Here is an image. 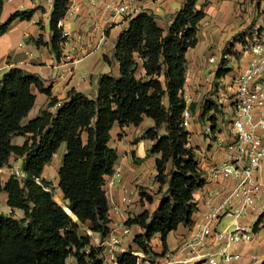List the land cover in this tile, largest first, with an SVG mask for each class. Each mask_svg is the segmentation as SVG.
I'll return each mask as SVG.
<instances>
[{"label": "trees", "instance_id": "1", "mask_svg": "<svg viewBox=\"0 0 264 264\" xmlns=\"http://www.w3.org/2000/svg\"><path fill=\"white\" fill-rule=\"evenodd\" d=\"M68 1L54 0L51 40H37L39 45H49L59 60L65 41L59 22ZM198 1L186 0L167 28L161 27L149 10L130 17L115 45L119 76H99L96 96L72 89L67 100L60 102L52 97L51 89L44 86L40 77L27 74L20 67L3 74L0 169L9 165L11 156L22 157L23 176L11 173L4 181L0 173V203L1 193L5 192L11 208L9 214L0 212V264H68L70 257L77 264H104L98 248L91 246L90 236L81 234L79 229L81 224L90 222L93 231L102 235L109 232L111 214L105 177L113 174L119 159V151L110 145L115 123L122 129L139 126L146 117L154 120L155 125L142 138L155 141L149 153L160 155L156 158V178L161 185L168 183V197L154 212L144 210L126 221L128 226L138 225L144 231L134 238L137 247L145 255H156L151 247L155 234H161L166 248L170 232L180 224H191L197 208L194 193L206 184L195 150L188 147L191 133L183 124L187 108L182 94L187 79V53L197 46L199 26L206 16L203 8L197 9ZM3 6L4 0H0V36L14 20H30L38 8L16 11L1 23ZM230 70L221 64L216 78ZM33 86L51 97L50 104L39 116L23 124L35 104ZM58 103L57 111L51 112L49 108ZM219 106L208 103L205 112L218 110ZM211 120L217 121L215 117ZM164 125L166 133L161 134ZM15 135L29 136L17 145L12 143ZM122 135L120 132L119 137ZM63 143L66 153L58 170V188L66 210L76 218L55 200L53 183L42 177L45 166ZM142 195L153 201L151 195ZM16 209L23 210L24 216L16 217ZM261 221L262 217L255 224V231ZM89 246L91 251L87 254L85 249ZM118 257V264H139L140 257L131 251Z\"/></svg>", "mask_w": 264, "mask_h": 264}, {"label": "crops", "instance_id": "2", "mask_svg": "<svg viewBox=\"0 0 264 264\" xmlns=\"http://www.w3.org/2000/svg\"><path fill=\"white\" fill-rule=\"evenodd\" d=\"M186 0H133L132 6L137 8L138 11L132 15L135 16L143 10L152 11L155 15H167L165 20L158 17L157 22L163 21L168 23V26L173 19L176 11H178L185 3ZM226 1V0H224ZM234 2L243 0H232ZM54 0H4L3 11L1 14V23H4L8 18L15 13L16 11L29 10L37 8L30 20H14L1 36H0V85L3 74L13 67H20L27 74H33L40 77L46 88L51 89L52 97H57L60 102H64L68 98V93L70 90L75 89L79 92L86 93L90 96H96L98 92V77L103 74L115 75L119 73V63L114 58L115 54V45L116 42L129 23L130 17L118 16L116 18V23L113 24L107 31V38L105 43L102 45L101 49L95 54L88 56L86 58L80 59L79 50L75 47L72 49L71 45L66 49V53L70 54V58L61 57L57 59L55 54L51 51L49 45H39L37 40L42 37L44 42H50L52 37V31L48 30L50 28V16L53 10ZM75 4H78V15L75 18H67L63 21V29L70 32H83L86 31L90 26V16L93 13L94 9L89 8L86 5H80V0H74ZM255 3V2H254ZM201 0L197 3V8H201ZM244 7L245 5H238L237 13H241L239 7ZM248 13L246 14V19L251 21L253 16H257L256 25L253 27L262 26L264 24V1H261L257 6V11L254 10V4L252 7L247 6ZM157 10V11H156ZM159 12V13H158ZM205 19V18H204ZM203 19V20H204ZM202 20V21H203ZM166 21V22H165ZM201 21V22H202ZM201 24V23H200ZM237 22L233 25L236 26ZM245 26V24L243 25ZM241 29L239 27L237 30ZM235 31H233L234 33ZM207 37L203 36L205 40ZM199 42L195 48L190 50H196L199 46L203 44L200 26L198 32ZM95 42V39H93ZM77 43L74 45L76 46ZM240 45L238 42L235 44V50H239ZM190 50L187 53H190ZM108 57V61L104 57ZM248 59V53L243 52V63L241 67H244ZM106 65L110 67V70L107 71ZM237 65V64H236ZM233 66L228 67L230 72L221 78H216L213 76L215 72L211 75L205 67L202 71L197 70L196 68H188L187 66V79L182 91V94L187 103V110L190 112L191 117L189 127L194 128V131L200 132L202 138H206V142L199 143L195 145L193 142L194 135H190L189 139V148H193L195 153L199 151L201 154L199 169L203 178L206 180L205 186L199 188L194 193L195 201L197 202V208L192 215V222L190 225L180 224L178 228L170 232L167 236V246L166 248L162 243L158 241L161 238V234H155V240H151L152 250L156 255H145L135 244L134 238L137 234L143 233L138 225H132L131 234L125 236L122 239V244L126 246L127 251H131L134 255L140 257L139 264H153L154 262H166L167 258L170 257L171 260L179 261L185 257V254L182 253L179 249L181 247V242L183 239L187 238L191 232V227L195 222L203 220V214L211 207L207 203V197L209 192L218 188V184L210 179V169L213 165L220 163L225 159V153L218 144L222 142H228L231 139L229 122L227 127L223 131L213 130L214 125L208 122V125H203L201 128L198 124L194 123L195 114L193 112L194 107H200V104L197 103L204 92H208L212 89V84L214 80L217 81L216 87L213 89L212 93L208 95L214 100L217 101V97L223 95L225 92V85L229 82L233 71L237 67ZM199 71V72H198ZM207 84V85H204ZM204 89H207L204 91ZM32 91L36 96L35 104L30 110L28 115L23 119V124H27L30 120L39 116L42 110L47 109L50 104L51 97L45 93L39 91L36 86L32 87ZM209 94V93H208ZM223 112L226 113L227 117L229 116V110L226 108L227 104L223 105ZM51 112L55 113L58 109V106H53L49 108ZM197 111V109H196ZM195 111V112H196ZM152 118L146 117L139 126L129 125L121 129L118 123H115L114 126H117L116 131L113 133L111 130V140L110 145L115 147L118 151L119 148L116 145H112L114 136L118 135L120 132H123V137L121 140L122 152H119V159L117 160L114 172L111 175L105 177L106 185L105 189L107 191L108 203L110 207V221L108 223L109 232L114 228L120 226V224L126 222L129 218L137 216L144 210H148L150 213L154 212L160 205L158 203V197L161 195L153 196L152 191H147L152 197L153 201L149 202L146 198L138 196V193H134L132 188L134 184H141L144 180H147L148 173L156 175V158L159 154H150L149 149L155 143L154 140L142 138V134L150 127L155 125ZM142 124L145 126H142ZM211 127L208 131V127ZM135 128L134 130L132 129ZM189 132L190 128H186ZM203 131V133L201 132ZM205 130V131H204ZM208 133V136H205ZM215 134V135H214ZM27 136H13L12 143L15 137L16 142L14 144L21 145L23 144ZM208 138V139H207ZM214 138V139H213ZM213 139V140H212ZM207 144V145H206ZM208 146V147H207ZM199 148V150L197 149ZM55 155V154H54ZM54 158V156H53ZM52 158V159H53ZM19 159L23 161L22 157L11 156L9 165L13 163H18ZM59 160V159H58ZM52 161V160H51ZM8 166V165H7ZM6 166V167H7ZM10 167V166H9ZM120 167L122 169L121 182H118L116 178V170ZM171 164H169L170 169ZM48 168V164L45 166L42 173L43 178H47V172L45 170ZM60 168V167H59ZM58 168V170H59ZM0 169L1 176L5 181L11 173H2ZM48 180V179H47ZM148 181V180H147ZM146 182V181H144ZM58 184V180L57 183ZM145 184V183H144ZM157 188H160V183L156 182ZM165 185H168L165 184ZM58 186V185H57ZM159 186V187H158ZM155 188V187H154ZM124 189H128L131 192L132 201H138L135 204V210L140 205L142 211L136 213L134 209L130 208V211L127 213L131 215L128 217L124 214L111 213L112 207L116 205H121L122 197L124 196ZM166 191V190H165ZM58 197L63 199V194L58 188ZM8 196L5 192L1 193V203L4 204L8 209L7 212H11V208L7 205ZM221 201V197L217 198L212 205L217 204ZM58 202V201H57ZM61 204L60 202H58ZM260 206L264 207V202L260 201L258 203ZM132 206V205H131ZM63 207H67L63 205ZM15 213L19 214V218L24 216V212L21 209H16ZM264 210L262 211H253L249 213L246 217L241 219L242 223L255 225L259 219L262 217V221L258 224L256 229V234L250 245L246 246L243 249V255L239 260H235L229 264H263L264 263ZM133 215V216H132ZM227 217V216H225ZM224 217H222L221 222ZM235 222L234 218L232 224ZM221 225V224H220ZM81 234H87L91 238V246L97 248L100 241H103L106 238V235H102L100 232L93 231L91 229L90 222L81 224L79 229ZM131 238L130 240L128 238ZM162 239V238H161ZM158 240V241H157ZM154 242H157L154 246ZM86 253L89 254L91 251L90 246L85 249ZM68 264H77L74 257L68 259ZM197 264H208L207 262H199Z\"/></svg>", "mask_w": 264, "mask_h": 264}, {"label": "built area", "instance_id": "3", "mask_svg": "<svg viewBox=\"0 0 264 264\" xmlns=\"http://www.w3.org/2000/svg\"><path fill=\"white\" fill-rule=\"evenodd\" d=\"M79 4L94 9L90 26L83 32L63 29L62 57L70 58V54L66 53L70 45L72 49L79 50L80 59L95 54L105 43L106 31L116 23V18L132 17L138 11L132 6L133 0H80ZM77 15L78 4L69 0L59 26L62 27L67 18ZM242 37L243 49L248 53L247 62L234 71L225 85V93L217 97L221 108L227 104L231 139L218 144L225 153V159L210 169V179L218 184V188L209 192L207 197L211 207L203 214L202 221L192 225L189 236L182 240L179 250L185 254L183 259L175 261L168 257L164 263L153 264H197L204 261L208 264H229L242 257L243 249L255 237V225L242 223L241 219L253 211L264 210L258 204L264 202V24L253 29L250 37ZM223 58L227 59V54ZM215 62L216 58L211 56L209 63ZM183 117L187 128L191 123L187 108ZM210 129L209 126L208 131ZM13 173L23 176L22 171ZM115 176L121 182L120 169ZM124 193L121 205L112 207L111 213L131 217L127 214L131 208V192L124 189ZM220 197L221 201L212 205ZM225 216H233L234 228H219ZM130 234L131 228L124 222L99 242L97 248L104 264L107 261L118 264V256L127 252L122 239Z\"/></svg>", "mask_w": 264, "mask_h": 264}, {"label": "rangeland", "instance_id": "4", "mask_svg": "<svg viewBox=\"0 0 264 264\" xmlns=\"http://www.w3.org/2000/svg\"><path fill=\"white\" fill-rule=\"evenodd\" d=\"M261 1L264 0H243L242 3L240 1L234 2L232 0H201V8L204 9L206 12L205 19L200 24V32L202 36L203 44L199 46L196 50H190V53L187 56V66L188 68H196L199 71H202L205 67H207L208 73L211 75L213 72H216V70L220 67L221 64L228 65V67L233 66L238 68L242 66L243 63V52L246 51L243 49L245 47L243 42H241V36L243 37H250L251 31L253 30V27L256 25V18L257 16H253V19L248 22L246 19V14L248 13L247 6L249 4V7L254 4V10L257 11V6L260 4ZM199 2V1H198ZM255 2V3H254ZM245 5L244 7H239L241 9V13H237L238 5ZM200 8V9H201ZM198 9V8H197ZM157 11V10H156ZM159 13V12H158ZM158 19V17H161V19L165 20L167 15H161L157 14L155 15ZM166 22V21H165ZM237 22L236 26L233 24ZM161 27L167 28L168 23H164L162 20L158 22ZM245 24V26H243ZM239 27L241 29L237 30ZM48 30L50 31V28L48 27ZM233 31H235L233 33ZM203 36H206L207 38L204 40ZM242 37V38H243ZM238 42L240 45L239 50H235V44ZM227 54V59H223V56ZM211 56H214L216 58V62L213 64L209 63V58ZM107 71L110 70V67L106 65ZM198 71V72H199ZM235 71V70H234ZM233 71V72H234ZM213 75V74H212ZM233 75V74H232ZM115 76H119V73L115 74ZM213 76L216 77L214 74ZM212 84V89L208 92H204L202 95V98L197 102L200 104V107H194V114H195V120L194 123L198 124L200 128L205 125H208V122L212 123L214 125L215 131H223L226 129L228 124V117L226 113L223 112L222 108L218 110H212V111H206L205 112V106L208 103H216L219 105V103L214 100V98L209 97L213 91V89L217 85V81L210 82ZM204 85H207L204 83ZM207 89H204L206 91ZM209 93V94H208ZM197 109V111H196ZM196 111V112H195ZM216 118V123L212 122V118ZM153 121V120H152ZM193 123L191 124V127L188 126V129L190 128V133L194 135L193 142L195 145H199V143L206 142V138H202V135L198 131H194L195 129L192 128ZM142 126H145V124ZM135 127V126H133ZM132 129L134 130L135 128ZM117 129V126L115 125L112 132L114 133ZM205 131V130H204ZM203 133V131L201 130ZM160 133H166L165 125L162 126L160 129ZM191 135V134H190ZM215 135V134H214ZM208 136V133L205 135ZM123 137V135H122ZM122 137H119V134L114 136V140L112 142V145H116V147L119 148V150L122 152V144L123 141L121 140ZM18 137H15L13 143L16 142V139ZM208 139V138H207ZM214 139V138H213ZM212 139V140H213ZM207 145V144H206ZM208 147V146H207ZM199 150V148H197ZM119 151V152H120ZM66 153V143H63L58 151L55 153L54 158L51 162L48 163V168L45 170L47 172V178L49 181L53 183V194L56 201L60 202L61 205H66V202L61 198L58 197V168L62 166L63 158ZM198 164L200 162L201 154H199V151L196 152ZM59 159V160H58ZM22 159L18 161V163H13L12 165L5 166L2 170V173H13V172H20L22 170ZM10 166V167H9ZM117 169H120L118 167ZM122 172V169H120ZM117 171V170H116ZM157 175V173H156ZM156 175L154 176L151 173H148L147 180H144L146 182H142L141 184H134V187L132 188L133 192L136 194L138 193V196L143 197L142 192L150 195L147 193V191H152L155 195H160L158 199V203H161L162 200L166 197H168V185H161L160 188H157V185H155L157 181ZM122 178V177H121ZM145 183V184H144ZM155 187V188H154ZM159 187V186H158ZM166 190V191H165ZM133 196V195H132ZM131 196V198H132ZM138 201H131V208L135 210V204H137ZM135 212L140 213L142 211V208L140 205ZM67 209V207H64ZM7 207L4 204H0V212L7 213ZM16 217H19V214L15 213ZM233 216H227L224 217L222 223L219 224V228L225 229L227 227H230L231 229L234 228V225L232 224ZM256 232V231H255ZM131 239L130 237L128 238ZM153 240H155V237H153ZM158 241V240H157ZM159 243H162V239L158 241ZM157 242H154V246ZM106 264H111L108 261ZM147 264V263H146Z\"/></svg>", "mask_w": 264, "mask_h": 264}, {"label": "water", "instance_id": "5", "mask_svg": "<svg viewBox=\"0 0 264 264\" xmlns=\"http://www.w3.org/2000/svg\"><path fill=\"white\" fill-rule=\"evenodd\" d=\"M65 209V208H64ZM66 210V209H65ZM70 210V209H69ZM71 211V210H70ZM66 212L68 213V214H70L67 210H66ZM73 214V213H72ZM71 215V214H70ZM74 215V214H73ZM72 216V215H71ZM75 216V215H74ZM74 216H72L73 218H74ZM76 217V216H75Z\"/></svg>", "mask_w": 264, "mask_h": 264}, {"label": "bare ground", "instance_id": "6", "mask_svg": "<svg viewBox=\"0 0 264 264\" xmlns=\"http://www.w3.org/2000/svg\"><path fill=\"white\" fill-rule=\"evenodd\" d=\"M69 210V209H68ZM70 211V210H69ZM71 212V211H70ZM72 214V213H71ZM73 215V214H72ZM74 216V215H73ZM74 218H76L75 216H74Z\"/></svg>", "mask_w": 264, "mask_h": 264}]
</instances>
